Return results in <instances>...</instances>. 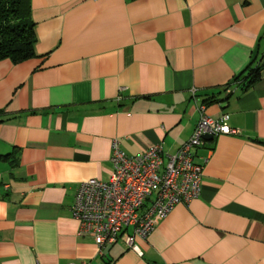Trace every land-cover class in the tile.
Instances as JSON below:
<instances>
[{
    "label": "crops",
    "instance_id": "1",
    "mask_svg": "<svg viewBox=\"0 0 264 264\" xmlns=\"http://www.w3.org/2000/svg\"><path fill=\"white\" fill-rule=\"evenodd\" d=\"M30 2L37 56L0 61V264H264V0ZM202 103L240 134L196 151L200 197L137 251L80 237L76 190L110 179L113 140L175 154Z\"/></svg>",
    "mask_w": 264,
    "mask_h": 264
},
{
    "label": "built area",
    "instance_id": "2",
    "mask_svg": "<svg viewBox=\"0 0 264 264\" xmlns=\"http://www.w3.org/2000/svg\"><path fill=\"white\" fill-rule=\"evenodd\" d=\"M192 93L197 99L196 91ZM206 110L201 104L192 137L175 154L155 145L142 155L129 156L122 148V139H114L110 179H90L76 190L72 215L80 222L79 236L91 238L100 252L120 239L137 251V237L149 238L157 223L168 218L178 205L189 206L198 199L203 165L196 161V151L205 145V135L215 139L240 134L229 125L228 114L214 118Z\"/></svg>",
    "mask_w": 264,
    "mask_h": 264
},
{
    "label": "trees",
    "instance_id": "3",
    "mask_svg": "<svg viewBox=\"0 0 264 264\" xmlns=\"http://www.w3.org/2000/svg\"><path fill=\"white\" fill-rule=\"evenodd\" d=\"M30 18V0H0V61L11 60L14 64H20L37 56L35 23L30 21ZM261 79L262 66L252 64L234 79L230 88L238 85L244 93ZM228 90L229 88L225 87L224 92ZM210 101H213V98ZM1 122L0 119V124Z\"/></svg>",
    "mask_w": 264,
    "mask_h": 264
},
{
    "label": "water",
    "instance_id": "4",
    "mask_svg": "<svg viewBox=\"0 0 264 264\" xmlns=\"http://www.w3.org/2000/svg\"><path fill=\"white\" fill-rule=\"evenodd\" d=\"M205 140H212L213 139V137L212 136H209V135H205Z\"/></svg>",
    "mask_w": 264,
    "mask_h": 264
},
{
    "label": "rangeland",
    "instance_id": "5",
    "mask_svg": "<svg viewBox=\"0 0 264 264\" xmlns=\"http://www.w3.org/2000/svg\"><path fill=\"white\" fill-rule=\"evenodd\" d=\"M32 20V17L30 18V21Z\"/></svg>",
    "mask_w": 264,
    "mask_h": 264
}]
</instances>
